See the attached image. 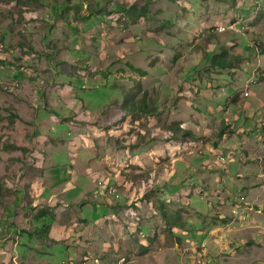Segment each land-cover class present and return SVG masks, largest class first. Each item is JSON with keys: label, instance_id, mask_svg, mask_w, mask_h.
Masks as SVG:
<instances>
[{"label": "rangeland", "instance_id": "obj_1", "mask_svg": "<svg viewBox=\"0 0 264 264\" xmlns=\"http://www.w3.org/2000/svg\"><path fill=\"white\" fill-rule=\"evenodd\" d=\"M0 264H264V0H0Z\"/></svg>", "mask_w": 264, "mask_h": 264}, {"label": "crops", "instance_id": "obj_2", "mask_svg": "<svg viewBox=\"0 0 264 264\" xmlns=\"http://www.w3.org/2000/svg\"><path fill=\"white\" fill-rule=\"evenodd\" d=\"M115 1H118V0H115ZM135 7H136V5H135ZM147 8H148V7H147ZM143 10H144V9H143ZM145 10H146V9H145ZM145 10H144V13L147 12V11H145ZM151 15H153V14L151 13ZM142 17H143V18H146V16H142ZM142 17H141V18H142ZM216 65L219 66L218 63H216ZM219 67H220V66H219ZM220 68H221V67H220ZM253 79H254V78H253ZM253 82H254V80H253ZM250 106H251V105H250ZM250 106H249V108H250ZM229 109H230V108H229ZM239 110H243V109H242V108H239L238 111H239ZM241 112H242V111H241ZM236 120L239 121L240 118L237 117ZM237 124H238V123H237ZM237 124L234 123L235 126H236ZM234 125L232 126V128L235 127ZM236 128H237V133H239V132L242 130L241 127H236ZM240 129H241V130H240ZM242 131L244 132V131H246V130H242ZM236 167H237V166H236ZM236 167H235V168H236ZM235 168H234V169H235ZM244 168L247 169L246 167H244ZM234 169H233V170H234ZM237 169L240 170L239 167H237ZM246 172L248 173L249 170H246ZM239 173H240V175L242 176V178H244V176L241 174L242 172H239ZM236 174H237V173H236ZM262 176H263V174L261 175V177H262ZM247 177L251 178V179H252V182H254V181L258 182V181H257L258 179H256L255 176H253L252 174H251V176H250V173H249V175H248ZM240 180H242V179H240ZM235 181H238V180H235ZM247 181H248V180H247ZM239 183H240V182H239ZM242 189H243V188H242ZM253 190H254V189H253Z\"/></svg>", "mask_w": 264, "mask_h": 264}, {"label": "trees", "instance_id": "obj_3", "mask_svg": "<svg viewBox=\"0 0 264 264\" xmlns=\"http://www.w3.org/2000/svg\"><path fill=\"white\" fill-rule=\"evenodd\" d=\"M214 63H218L221 68H227L232 67V63L224 61V59L218 60V58L215 59ZM138 70V69H137ZM140 73H143L142 71L138 70Z\"/></svg>", "mask_w": 264, "mask_h": 264}, {"label": "built area", "instance_id": "obj_4", "mask_svg": "<svg viewBox=\"0 0 264 264\" xmlns=\"http://www.w3.org/2000/svg\"><path fill=\"white\" fill-rule=\"evenodd\" d=\"M229 29L236 31V32H243L242 29H239L236 25H232L229 27ZM258 45L257 40L253 39L250 41V46L251 47H256ZM246 95H248V93H246Z\"/></svg>", "mask_w": 264, "mask_h": 264}, {"label": "clouds", "instance_id": "obj_5", "mask_svg": "<svg viewBox=\"0 0 264 264\" xmlns=\"http://www.w3.org/2000/svg\"><path fill=\"white\" fill-rule=\"evenodd\" d=\"M253 39H255V38H253ZM253 39H251V40H253ZM251 40H250V41H251ZM255 40H257V39H255ZM249 44H250V43H249Z\"/></svg>", "mask_w": 264, "mask_h": 264}]
</instances>
